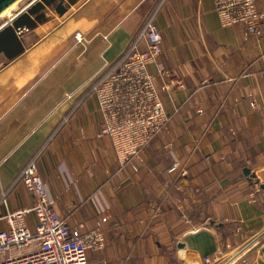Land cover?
Segmentation results:
<instances>
[{"label": "crops", "instance_id": "obj_1", "mask_svg": "<svg viewBox=\"0 0 264 264\" xmlns=\"http://www.w3.org/2000/svg\"><path fill=\"white\" fill-rule=\"evenodd\" d=\"M49 1L6 18L12 24L24 9H44L40 22L16 27L15 42L0 47V189L9 190L0 216L30 207L32 195L11 184L37 153L54 211L71 228L93 229L106 216L104 248L86 253L89 264H204L232 255L236 264H264V35L221 26L213 0H62L60 14V0ZM256 4L264 14V0ZM158 6L161 54L148 71L167 122L141 162L120 166L110 138L95 136L101 115L86 91ZM6 20L0 27L11 26ZM76 32L86 40L76 43ZM174 161L183 176L180 167L168 171ZM26 222L32 227L33 216Z\"/></svg>", "mask_w": 264, "mask_h": 264}, {"label": "built area", "instance_id": "obj_2", "mask_svg": "<svg viewBox=\"0 0 264 264\" xmlns=\"http://www.w3.org/2000/svg\"><path fill=\"white\" fill-rule=\"evenodd\" d=\"M213 4L221 26L241 24L248 36L264 35V14L256 0H213ZM158 8L146 19L125 52L114 62L104 63L86 91L96 99L101 115L95 136L110 138L120 166L132 167L135 161L141 162V152L167 122L154 78L148 71V66L161 54V35L155 22ZM25 31L21 27L15 33L20 36ZM74 39L76 43L86 40L80 32L74 34ZM173 86L183 88L176 81ZM163 88L169 89L170 85ZM36 156L37 153L25 163L11 184L20 183L32 195L30 207L0 216L6 223V228L0 229V264H89L86 253L104 248L102 225L106 216L100 217L93 229L84 231L82 225L71 228L67 219L54 211V201L37 172ZM179 167L178 161H174L168 171L176 172ZM185 173L180 167L179 175ZM8 191L0 189V205L5 203ZM253 191L257 192L258 188ZM250 198L255 201L254 193H250ZM28 215L33 216L32 227L27 225ZM234 257L225 261L205 257L203 263L236 264L238 258Z\"/></svg>", "mask_w": 264, "mask_h": 264}, {"label": "trees", "instance_id": "obj_3", "mask_svg": "<svg viewBox=\"0 0 264 264\" xmlns=\"http://www.w3.org/2000/svg\"><path fill=\"white\" fill-rule=\"evenodd\" d=\"M46 6H51L49 0H42ZM41 12V13H39ZM44 9L41 5L37 4L36 6H31L28 9V15H22L19 18L15 19L11 26H7L3 29V32L0 33V47L4 45L6 48H9L15 42L14 30L16 27L22 25L27 26L28 28L34 25V22H40L43 17Z\"/></svg>", "mask_w": 264, "mask_h": 264}, {"label": "water", "instance_id": "obj_4", "mask_svg": "<svg viewBox=\"0 0 264 264\" xmlns=\"http://www.w3.org/2000/svg\"><path fill=\"white\" fill-rule=\"evenodd\" d=\"M17 0H0V14L2 12H4L7 8H9L13 3H15ZM64 10L63 7V1L60 0L57 2V4L55 5L54 11L58 14H60L62 11ZM13 20V19H12ZM10 20V22L12 21ZM4 28V26L0 27V30ZM243 173L246 176H250L253 177V174H250L249 169L248 168H244L243 169ZM260 188L264 189V183H261ZM181 246V245H180ZM262 252L264 253V248L262 249Z\"/></svg>", "mask_w": 264, "mask_h": 264}, {"label": "rangeland", "instance_id": "obj_5", "mask_svg": "<svg viewBox=\"0 0 264 264\" xmlns=\"http://www.w3.org/2000/svg\"><path fill=\"white\" fill-rule=\"evenodd\" d=\"M30 1H32V0H17L15 3H13L9 8H7L4 12H2V13L0 14V24H1L4 20H6L7 17L10 16L9 14H11L13 11L19 10L21 7H23L24 5H26V4L29 3ZM41 3H42V0H41ZM24 10H26V9H24ZM27 13H28V10H26V11L24 12V15H26ZM8 15H9V16H8ZM8 20H9V19H8ZM8 20H6V21L4 22V24H5ZM4 24H3V25H4Z\"/></svg>", "mask_w": 264, "mask_h": 264}, {"label": "bare ground", "instance_id": "obj_6", "mask_svg": "<svg viewBox=\"0 0 264 264\" xmlns=\"http://www.w3.org/2000/svg\"><path fill=\"white\" fill-rule=\"evenodd\" d=\"M21 12H22V11H21ZM16 15H17V14H16ZM11 19H12V17H10L9 20H8L6 23L9 24ZM6 23H5V24H6ZM4 28H5V27H4Z\"/></svg>", "mask_w": 264, "mask_h": 264}, {"label": "flooded vegetation", "instance_id": "obj_7", "mask_svg": "<svg viewBox=\"0 0 264 264\" xmlns=\"http://www.w3.org/2000/svg\"><path fill=\"white\" fill-rule=\"evenodd\" d=\"M24 11V10H23Z\"/></svg>", "mask_w": 264, "mask_h": 264}]
</instances>
